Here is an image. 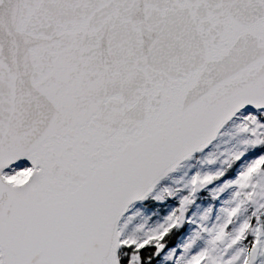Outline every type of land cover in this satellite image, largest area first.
I'll use <instances>...</instances> for the list:
<instances>
[{
	"label": "snow or ice",
	"instance_id": "1",
	"mask_svg": "<svg viewBox=\"0 0 264 264\" xmlns=\"http://www.w3.org/2000/svg\"><path fill=\"white\" fill-rule=\"evenodd\" d=\"M0 264H264V0H0Z\"/></svg>",
	"mask_w": 264,
	"mask_h": 264
}]
</instances>
